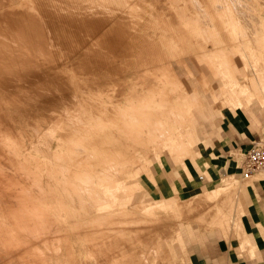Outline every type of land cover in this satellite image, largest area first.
I'll return each instance as SVG.
<instances>
[{"label": "rangeland", "instance_id": "1", "mask_svg": "<svg viewBox=\"0 0 264 264\" xmlns=\"http://www.w3.org/2000/svg\"><path fill=\"white\" fill-rule=\"evenodd\" d=\"M8 1L0 0V17L5 12L33 15L31 4L35 0ZM69 3L92 11L95 8L94 19H101L99 27L92 31L89 24L68 32L60 29L67 27L64 22L54 21L50 26L57 30H46L41 18L34 15V28L41 29L31 33L34 46L0 49L10 52V58L53 57L69 100L60 106L44 102L27 109L29 103H36L35 97L10 94L5 99V90L0 89V264H173L178 255L176 223L184 217L174 216L167 201L145 198L138 185L139 174L148 171L151 177L152 171L167 167L168 162L183 164L193 159L195 143L205 141L223 112L238 107L239 99L251 111L260 105L264 108V86L257 89L258 93L250 86L253 96L249 91L251 96L247 91L243 95L238 85L232 84L229 90L222 76L228 75L226 80L231 83L236 80L247 85L249 78L259 76L258 68L264 73V0ZM205 10L211 18L204 15ZM210 22L216 26L217 34L208 33L206 25ZM134 33L144 34L157 48L160 45L162 60L146 64L145 56L129 54L130 44L138 42L132 39ZM116 35L123 38L124 46L114 52L100 50V44ZM16 36L15 30L0 32V43L29 42L13 39ZM217 39L223 54L210 50ZM220 57L227 61L224 63L229 71ZM158 85H165L174 107L159 126L170 139L167 134L159 135L160 142L154 144L147 134L153 120L142 119L141 129L128 124L134 136L121 128L123 124L116 120V113L127 104L129 94L141 112L143 99L150 95V88L161 87ZM156 92L151 97L158 98ZM229 92L233 93L231 101L236 95V102H228ZM138 96L140 99H136ZM223 99L228 104L221 102ZM107 140L120 148L123 158H107ZM237 179L223 176L218 188L206 196L211 202L217 201L229 188H237ZM228 208L229 213L233 211ZM209 210L219 212L212 204ZM107 216L123 223H107Z\"/></svg>", "mask_w": 264, "mask_h": 264}, {"label": "crops", "instance_id": "2", "mask_svg": "<svg viewBox=\"0 0 264 264\" xmlns=\"http://www.w3.org/2000/svg\"><path fill=\"white\" fill-rule=\"evenodd\" d=\"M261 107L227 109L205 141L195 143L193 159L168 162L167 167L152 171L151 177L148 171L140 172L138 185L144 197L167 201L174 216L184 217L176 223L178 255L173 264H264V173L241 179L230 156L235 149L264 143ZM226 174H234L240 184L231 188L233 193L229 189L211 202L206 195L218 188ZM229 198L234 208L230 213ZM211 204L219 212L210 211Z\"/></svg>", "mask_w": 264, "mask_h": 264}, {"label": "bare ground", "instance_id": "3", "mask_svg": "<svg viewBox=\"0 0 264 264\" xmlns=\"http://www.w3.org/2000/svg\"><path fill=\"white\" fill-rule=\"evenodd\" d=\"M70 1H75L76 3H78V1L80 0H35V2H33L32 5V9H33V15L32 13L29 14L27 12L24 13H9V12H5L4 14H2V16L0 17V32H7L10 30H15V32L17 33L16 37H13V39L18 40V39H23L24 41L29 40V42H24V43H14V44H10V43H0V49L1 48H10V47H32L34 46L32 44V42L30 40L34 39L33 35L31 33H34L36 31H41V29L38 28H34L35 23H37V21L34 19V15L37 17H40L43 24L47 26L46 30H57V29H53L50 26V22H54V21H58V22H64L65 25H67V27H63L60 28L62 31H68V32H76L81 30V28H83V26H87L89 24H91L92 26L89 27V29H91L92 31H95V29L99 26H97L98 24H100L101 19H94L95 15H96V11L95 8H93V11L90 9H87L86 7H81L79 4H70ZM82 1V0H81ZM242 1V0H241ZM10 4L13 2V0H9L8 1ZM239 4V3H238ZM56 5L59 6V8L56 7ZM74 5V6H73ZM76 5V6H75ZM240 5V4H239ZM91 6V5H90ZM243 6V5H242ZM68 7V8H67ZM73 9L70 11L69 8ZM247 7V6H246ZM59 9H63L64 12H60ZM65 9V10H64ZM198 10V9H197ZM90 11V12H89ZM129 12V11H128ZM204 15H208L209 18H211V15H209L208 11L205 10ZM242 13V12H241ZM16 14V15H15ZM112 14V13H111ZM78 15H80V17H78ZM128 15V14H127ZM166 15V14H165ZM238 15V14H237ZM207 16V17H208ZM249 16V15H248ZM251 16V15H250ZM93 17V18H92ZM117 18V17H116ZM40 20V21H41ZM121 21V20H120ZM23 23L26 24V26H22L24 25ZM1 24H4V26L2 27ZM42 24V25H43ZM134 24V23H133ZM29 25V27H27ZM112 25V24H111ZM111 25H109L110 28ZM17 26V27H16ZM208 28V33H216L217 34V29L216 26L210 22L209 24L206 25ZM163 28V27H162ZM114 29V28H113ZM165 27L162 29L165 32ZM232 32V31H231ZM139 33V32H138ZM203 33V32H202ZM134 36L132 37L133 40H136L138 42L134 41L130 44L129 49H131V52L129 54H134L136 56L139 57H146L147 59V63L146 64H154L156 60H162L163 54H161V48L159 45V48H157L156 43L154 41H150L149 38L147 36H145L144 34H137L134 33ZM35 36V34H34ZM3 37H7V36H3ZM47 37V36H46ZM2 38V37H1ZM55 38V37H54ZM48 39V38H47ZM160 41V40H159ZM161 41H163V38L161 39ZM220 40L217 39V43L213 44V47L210 49L213 53L216 51H221L223 54V48L222 45L220 46ZM21 42V41H20ZM207 42V41H206ZM40 45V44H39ZM37 45V46H39ZM124 46L123 44V38L121 36H114L110 41H108L107 43L103 42V44H100V50L101 49H109V50H113L110 52H114L119 46ZM128 44H126L127 47ZM212 45V43H211ZM48 46V45H47ZM205 47V46H204ZM42 52V51H41ZM211 52V53H212ZM116 53V52H115ZM17 54L20 55H26L28 53L25 52H19ZM30 54V53H29ZM34 55V53H32ZM42 54V53H40ZM43 54L49 55L51 56L53 53L52 52H45ZM237 54V53H236ZM240 54V53H239ZM3 55L6 56L3 57ZM101 55V54H100ZM123 55V53H122ZM2 56V57H1ZM10 56H12V54L10 52H1L0 51V89L5 90V99L7 97H9L10 94H15L20 96L21 94L25 95L26 98H36V103L34 102V104H31L29 102H26V104L29 103V105H27L29 108L27 109H31L32 105H39L41 103H49L51 105L54 106H60L63 102H65L66 100H68V95L67 92L63 91V78L61 77V75L58 73L57 68L59 67V65L57 63H53L55 60L53 57H49L46 59H37V58H29V59H20V58H10ZM241 56V55H240ZM149 57V58H148ZM99 59V57H98ZM179 59V57H178ZM182 59V58H181ZM182 61V60H181ZM221 62L224 63V61L227 63V61L223 58L220 57ZM11 63L13 64H17L18 66H11ZM180 63V62H179ZM184 63V62H183ZM226 63H224L226 65ZM220 64V63H219ZM218 64V66H220ZM170 65V64H169ZM228 65H226L227 71H229ZM221 70V69H220ZM222 71V70H221ZM259 71V76H254L249 78L250 84L249 82L246 84H240L237 83L236 80H234L232 83L231 81H227L226 77H228V75H222L223 80L225 79V83L227 82L228 84V88L229 87H233L232 84L238 85L239 89L238 92L240 94H243L247 91V93L249 94V89L251 88L250 86H252L253 89L255 90H262L263 89V83H264V73H261L262 69L258 68ZM174 73V72H173ZM229 74V72L227 73ZM72 75V74H71ZM221 75V74H220ZM176 76V75H175ZM231 76V75H230ZM250 76V75H249ZM74 77V76H73ZM167 78L169 79V76L167 75ZM177 78V77H176ZM230 78V77H229ZM244 78V77H243ZM74 79V78H73ZM72 79V80H73ZM228 79V78H227ZM251 79V80H250ZM206 80V79H205ZM223 80H221L223 82ZM246 80V79H245ZM244 81V80H243ZM65 82V81H64ZM178 82H180L178 80ZM182 82V81H181ZM231 83V86H229V84ZM186 83V82H185ZM243 83V82H242ZM246 83V81H245ZM208 84V83H207ZM224 84V85H227ZM184 85V84H183ZM201 85V84H200ZM223 85V86H224ZM66 86V85H65ZM161 86V85H158ZM163 85L161 87H158L154 90V88H150L151 89V93L150 95L146 98V100L143 99V104H142V109L141 112L138 110L137 105L138 103L135 102V100H133V97L131 96V94H129L128 98L126 99L127 104L126 105H122L120 106L121 108L119 109L120 111H118V113H116V120L119 121V123H122L123 125L121 126V128H125L127 134L130 135H134L133 131H131V128L128 126V124L130 126H137L139 129H141L140 127L143 126V121L142 119H147L150 120L149 122H151V124L153 126L149 127L148 129V136L152 139V143L157 144L158 142H160L161 137L159 135H163V134H167L168 139H170V136L168 135V133L160 130L161 128H159V126L162 125V118L164 119V115L169 114L170 112H172V107H174L171 102H170V98H169V94L166 92L165 90V85L164 87ZM225 87V86H224ZM227 87V86H226ZM206 88L207 85H206ZM211 88V87H210ZM235 88V87H234ZM24 89V90H22ZM68 89V88H67ZM209 89V88H208ZM207 89V90H208ZM226 89V88H225ZM211 90V89H209ZM228 90V89H227ZM229 90L232 91L231 88H229ZM255 90L253 92H255ZM258 90L256 91L258 93ZM24 91V92H23ZM154 91H157L156 94L158 93V98H154L151 97V95H153ZM249 91V92H248ZM17 92V93H15ZM21 92V93H18ZM225 92V90H224ZM235 92V90H234ZM261 92V91H260ZM264 92V91H263ZM231 93V92H229ZM228 93V94H229ZM20 94V95H19ZM224 94V93H223ZM233 93H231V95H228L230 97V100L228 98V102H232L233 100H236V95L234 97V99L231 101V96ZM238 94V93H237ZM251 94V92H250ZM249 94V95H250ZM252 95V94H251ZM250 95V96H251ZM259 94H257V97ZM264 96V94H262ZM253 96V95H252ZM261 96V95H260ZM22 97V96H21ZM233 97V96H232ZM238 97V96H237ZM223 98V96H222ZM227 98V97H226ZM249 98V97H248ZM260 98V97H259ZM136 99H140V97L138 96ZM216 99V98H215ZM247 99V97L245 98ZM39 101V103L37 102ZM69 101V100H68ZM217 101V100H216ZM219 101V100H218ZM221 101V100H220ZM227 103L225 102L226 100H222L221 102ZM249 101V100H248ZM236 102V101H233ZM247 102V100H246ZM141 103V101H140ZM217 103V102H215ZM220 103V102H219ZM238 106H242V101H237ZM245 103V102H244ZM235 104V103H234ZM231 104V105H234ZM246 104V103H245ZM224 105V104H221ZM244 105V104H243ZM43 107V106H42ZM231 107V106H229ZM70 112V111H69ZM66 114V113H65ZM180 116V115H179ZM73 118V116H70ZM184 117V116H183ZM64 118V117H63ZM70 119V118H68ZM4 120L5 123H7V121H5V119H2V121ZM78 121V120H77ZM80 121V120H79ZM116 123H118L117 121H115ZM142 123V124H140ZM8 124V123H7ZM177 124V123H176ZM104 125V124H103ZM50 126V125H49ZM7 127H9V124L7 125ZM34 128V127H33ZM32 128V129H33ZM51 128V127H50ZM34 130V129H33ZM37 136L40 137L41 136V132L38 131L37 132ZM40 143V142H39ZM44 143V141H43ZM107 158H109L110 160H116L119 158H123V154L120 151L119 147L114 146V143H112V141H108L107 140ZM165 145L167 143H164ZM39 145V144H38ZM44 145V144H43ZM36 146V145H35ZM164 146V145H163ZM32 148V147H31ZM38 148V147H37ZM101 149V148H100ZM45 151V150H44ZM7 152V151H6ZM57 155V154H56ZM59 158V157H58ZM14 163V162H13ZM90 164V163H89ZM91 165V164H90ZM59 166V165H57ZM6 167V166H4ZM3 167V168H4ZM10 167V166H9ZM91 167V166H90ZM108 169V168H107ZM10 170V169H9ZM60 170V169H59ZM98 170V169H97ZM11 171V170H10ZM94 171V170H93ZM117 171V170H116ZM13 172V171H12ZM76 172V171H75ZM61 173V172H60ZM79 173V172H78ZM83 173V172H82ZM81 173V174H82ZM94 173V172H93ZM8 174V173H7ZM98 174V173H97ZM41 175V174H40ZM90 175V174H89ZM102 175V174H101ZM75 176V175H74ZM63 177V174H62ZM78 177V176H77ZM13 178V177H12ZM16 178V176H15ZM81 178V177H80ZM79 179V178H78ZM101 179V178H100ZM17 180V179H16ZM41 180V179H40ZM81 180V179H80ZM85 180V179H83ZM62 181V180H61ZM87 181V180H86ZM89 181V179H88ZM90 182L93 183V181ZM19 183V181H18ZM52 183V182H51ZM72 183V182H71ZM77 183V182H76ZM86 183V182H85ZM97 183V182H96ZM74 184V183H73ZM72 184V185H73ZM89 184V183H88ZM117 184V183H116ZM115 184V185H116ZM233 184V183H232ZM20 185V184H19ZM41 185V182H40ZM236 185V184H235ZM79 185H77L78 187ZM97 186V185H96ZM120 186V185H119ZM38 187V186H37ZM85 187V186H84ZM99 187H104V186H99ZM107 187V186H106ZM231 187V186H230ZM235 187V186H234ZM39 188V187H38ZM44 188V187H43ZM57 188V187H56ZM90 188V187H88ZM95 188V187H94ZM233 188V187H232ZM35 189V188H34ZM41 189V188H40ZM81 189V188H80ZM103 189V188H102ZM106 189V188H105ZM104 191L107 193V190ZM108 189V187H107ZM116 189V188H115ZM230 189V188H229ZM26 189H24L25 191ZM68 190V189H67ZM73 190V192H76L77 190L75 189H71ZM37 191V190H36ZM124 191V190H123ZM233 191V190H232ZM79 192V191H78ZM109 192V190H108ZM235 192V191H234ZM5 193V192H4ZM60 193V192H59ZM72 193V192H70ZM82 193V192H81ZM80 193V194H81ZM86 194H88L87 192H85ZM112 192H110V195ZM233 193V192H232ZM103 194V193H102ZM41 195V194H40ZM71 195V194H70ZM73 195V194H72ZM71 195V197H72ZM75 195V193H74ZM107 195V194H106ZM89 196V195H88ZM94 196V195H93ZM97 196V195H96ZM236 196V195H235ZM42 197V196H41ZM79 197V196H78ZM230 197V196H229ZM44 198V197H43ZM76 198V196H75ZM115 198V197H114ZM83 199V196H82ZM102 201V198H99ZM80 200V199H79ZM85 200V199H84ZM114 200V199H112ZM111 200V201H112ZM228 206L230 207V204L232 203L230 200V198L228 199ZM77 201V200H76ZM81 201V200H80ZM100 201V202H101ZM115 201V200H114ZM72 202V201H71ZM75 202H73L74 205ZM95 203V201H94ZM76 204V203H75ZM80 204V203H79ZM106 204V203H105ZM116 204V203H115ZM114 204V205H115ZM77 205V204H76ZM86 205V204H85ZM102 205V204H101ZM233 205V204H232ZM235 205V204H234ZM83 206V205H82ZM81 206V208H82ZM79 207V206H78ZM85 207V206H83ZM87 207V206H86ZM98 207V205H97ZM107 207V206H106ZM146 208L148 207L145 206ZM237 207V206H236ZM87 208H90L87 207ZM233 208V207H232ZM86 209V208H84ZM221 209V208H220ZM231 209V207H230ZM234 209V208H233ZM232 209V210H233ZM223 210V209H222ZM221 210V211H222ZM86 211V210H85ZM93 211V210H92ZM229 211V208L228 210ZM231 211V210H230ZM88 213V212H87ZM78 214V213H77ZM82 214V213H81ZM220 216L219 217H223V213L220 212ZM76 215V214H75ZM227 215V214H226ZM225 216V219L227 220ZM82 217V216H81ZM93 217V216H92ZM99 217V216H98ZM221 217V218H222ZM228 217V216H227ZM95 219V218H94ZM98 220H100L102 223L104 222V220L97 218ZM220 220V218H219ZM225 220V221H226ZM223 221V220H222ZM225 221L223 222V225L225 223ZM123 223L122 220L120 219H113L110 216H107V223H113V224H120ZM234 222V221H233ZM125 223V222H124ZM219 223H221V221H219ZM227 223V222H226ZM225 223V224H226ZM230 224V223H229ZM234 224V223H232ZM125 225V224H124ZM227 225V224H226ZM228 226V225H227ZM227 226L225 228H227ZM126 227V226H125ZM223 227V226H222ZM223 228V229H225ZM29 239V238H28ZM114 264H118L117 261L114 262Z\"/></svg>", "mask_w": 264, "mask_h": 264}, {"label": "built area", "instance_id": "4", "mask_svg": "<svg viewBox=\"0 0 264 264\" xmlns=\"http://www.w3.org/2000/svg\"><path fill=\"white\" fill-rule=\"evenodd\" d=\"M230 156L239 170L241 179H249L257 173H264V143L255 142L248 149H235ZM229 176L234 177V174Z\"/></svg>", "mask_w": 264, "mask_h": 264}]
</instances>
